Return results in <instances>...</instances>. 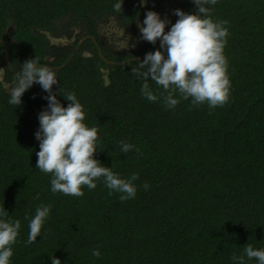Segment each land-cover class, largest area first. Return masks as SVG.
I'll return each mask as SVG.
<instances>
[{
    "label": "trees",
    "instance_id": "1",
    "mask_svg": "<svg viewBox=\"0 0 264 264\" xmlns=\"http://www.w3.org/2000/svg\"><path fill=\"white\" fill-rule=\"evenodd\" d=\"M118 2L0 0V210L21 222L11 264H51L50 256L61 264H235L232 256L243 255L246 244L264 249V0L207 5L230 33V99L214 109L191 99L170 109L142 96L143 80L131 69L162 49L158 41L124 50L107 45L99 33L107 20L136 34L150 10L149 0H124L117 13ZM163 2L196 10L192 0H151L153 11ZM35 57L56 71L61 104L69 103L62 95L75 93L85 123L99 128L95 158L122 178L138 174L134 199L109 195L103 178L82 197L51 191V175L36 168L35 138L48 93L33 84L18 107L8 103L14 84L5 90ZM149 84L154 94L163 92ZM121 140L139 153L121 152ZM42 204L51 211L29 245L28 225ZM245 264L258 262L245 257Z\"/></svg>",
    "mask_w": 264,
    "mask_h": 264
},
{
    "label": "clouds",
    "instance_id": "2",
    "mask_svg": "<svg viewBox=\"0 0 264 264\" xmlns=\"http://www.w3.org/2000/svg\"><path fill=\"white\" fill-rule=\"evenodd\" d=\"M217 2L218 0H192L196 5L195 12L186 13L175 9L173 14L178 17L175 23L167 18L162 19L155 11H147L143 24H138L140 39L153 45L159 40L162 51L158 49L148 52L142 61L138 60V66L131 69L135 76L143 80L141 94L147 100H162L165 107L170 109H174L181 99H191L192 106L207 104L210 109L223 107L229 102L231 80L228 74L229 62L224 54L227 37L230 35L226 27L228 21L214 20L212 9L207 7ZM123 3L124 0H121L114 4V11L121 13ZM170 23L171 28L166 31V26ZM15 76V83L9 92L10 105L19 107L22 96L33 84H39L48 93L44 97L48 106L39 113V129L35 138L39 141L40 149L36 152V168L51 175V191L82 197L84 187L93 190L97 187L96 181L103 178V183L110 190L109 195L112 192L120 193L122 202L134 199L138 174L122 178L112 167L104 166L95 158L99 128L89 127L85 123L86 112L75 93L62 95L69 102L67 107L57 99V95H61L63 90L60 88L59 93L53 92V85L59 83L56 71L40 65L39 58L35 57L25 61L22 70L15 73ZM149 81L162 87L163 92L159 96L154 94ZM177 93L179 98H174ZM119 144L123 153L140 151L123 140ZM143 187L148 190L149 185L145 183ZM51 207L50 204H42L36 208L28 225L29 245L41 236ZM8 216L5 209L0 210V264H11L13 245L17 242L21 229L20 220L13 221ZM92 255L99 258L101 253L94 249ZM245 257L264 264V249H254L252 245L246 244L244 254H234L232 260L235 264H245ZM50 258L51 264H61V260L55 256Z\"/></svg>",
    "mask_w": 264,
    "mask_h": 264
},
{
    "label": "rangeland",
    "instance_id": "3",
    "mask_svg": "<svg viewBox=\"0 0 264 264\" xmlns=\"http://www.w3.org/2000/svg\"><path fill=\"white\" fill-rule=\"evenodd\" d=\"M165 12L170 13L175 10V6H171V3H167L164 6ZM164 16V15H163ZM100 35L108 39L110 43L113 44V46L118 47H130L134 45L135 37H132L128 34H125L124 32H120L115 25V21L112 19L107 22L106 25H101L99 27ZM1 79V76H0Z\"/></svg>",
    "mask_w": 264,
    "mask_h": 264
},
{
    "label": "flooded vegetation",
    "instance_id": "4",
    "mask_svg": "<svg viewBox=\"0 0 264 264\" xmlns=\"http://www.w3.org/2000/svg\"><path fill=\"white\" fill-rule=\"evenodd\" d=\"M150 3H151V0H149V6H150ZM170 3V2H169ZM162 5H159L158 6V9H157V12L160 14V16H161V18L162 19H165V18H167L168 20H172L171 18H172V15H173V12H172V10L170 11V13H166L165 12V9H164V6L167 4H165V2H163V3H161ZM171 6H174V4L173 3H171ZM151 10V9H150ZM164 15V16H163ZM109 20H107V22H108ZM107 22L105 23V24H103V25H106L107 24ZM100 33V32H99ZM125 33V32H124ZM125 34H127V33H125ZM129 35V34H128ZM140 32H138V33H136V34H130V36H132V37H135V42H134V45H132V48L133 47H137L143 40L142 39H140ZM86 37V36H85ZM85 37H83L82 39H80V40H78L77 41V44H76V47H75V50L83 43V39L85 38ZM103 37V36H102ZM103 38H105V37H103ZM106 39V38H105ZM71 42V41H70ZM106 43H107V45L110 47V48H113V49H116V50H124V49H132V48H128V47H118V46H113V44L112 43H110L109 41H108V39H106ZM131 47V46H130ZM99 49V48H98ZM99 52V51H98ZM89 54V52H86L85 51V55H88ZM15 80H16V77H15V75L13 76V79H12V81L10 82V83H8V85H9V87L12 85V84H14L15 83ZM6 84V83H5ZM6 86L7 85H5V90H6ZM6 92H9V91H7L6 90Z\"/></svg>",
    "mask_w": 264,
    "mask_h": 264
},
{
    "label": "water",
    "instance_id": "5",
    "mask_svg": "<svg viewBox=\"0 0 264 264\" xmlns=\"http://www.w3.org/2000/svg\"><path fill=\"white\" fill-rule=\"evenodd\" d=\"M150 9L151 11H153L152 9V6L150 5ZM158 44H160V41L158 40ZM99 53H100V50L98 49ZM6 90L9 91V85L6 86Z\"/></svg>",
    "mask_w": 264,
    "mask_h": 264
}]
</instances>
